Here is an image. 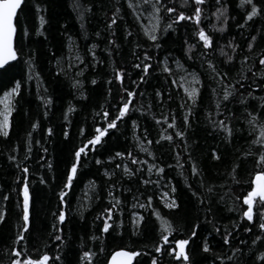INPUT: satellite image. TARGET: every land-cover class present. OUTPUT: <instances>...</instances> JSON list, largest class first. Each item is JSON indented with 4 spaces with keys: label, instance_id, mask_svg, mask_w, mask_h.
<instances>
[{
    "label": "trees",
    "instance_id": "trees-1",
    "mask_svg": "<svg viewBox=\"0 0 264 264\" xmlns=\"http://www.w3.org/2000/svg\"><path fill=\"white\" fill-rule=\"evenodd\" d=\"M139 1L142 2L131 0L134 5L139 4ZM128 2L129 0H27L28 19H25V13L19 14L20 24L27 28L29 34L27 37H22L18 29L17 36L18 39H22L25 52L33 54L34 67L31 79H29L28 66L23 61L17 63L13 72L0 75V98L10 90L15 80L22 81V98H16V110L13 113V126L9 138L0 137V208L6 206L8 212L6 223L0 224V264H9L8 250L22 224L19 219L21 207L18 206V201L22 202V192L16 183L22 173L8 159L10 155L15 156L22 165L26 163L30 168L29 182L33 196L30 208V232L44 241L39 244V252H47L53 257L60 254L64 264H77L78 256L88 249L98 253L96 258L98 264H107L110 256L122 248H134L137 251L147 252V256L137 257L140 264H150L153 258H158L160 264H170V261L171 264H178L167 254L154 253L159 222L149 209L141 208L139 205L133 207L136 203L134 194L139 197V203H146L147 196H152V207L161 211L163 219L180 222L176 236H179L181 232L185 238L188 235L185 224L182 222L184 217H187L188 222L200 224L202 239L197 240L196 243L202 244L203 240H207L213 249L212 253L203 254L207 256V264H245L253 251L257 253L264 251L261 245H252V240L258 233V227H253L246 220L241 222L239 212L229 210L234 206L233 196L247 189L253 170L252 163H245L240 175L241 185L232 183L230 179L232 163L238 157L243 158L244 150L249 147L251 140L248 135L250 126L246 120L247 112L238 99L247 98L249 105L255 106L257 110H259V103L264 102L262 99L264 98V82L258 79L262 75L258 58L264 52V20L257 18L254 26H249L252 23L249 22V25L241 28L240 24L244 23V9L239 6L240 0H223L228 9L226 31L224 33L213 31L212 25L217 27L222 25L217 23L213 15L216 8L209 0V4L205 6L201 27L212 35L215 51L203 49L197 44L195 50L189 54V45L196 44L193 26L177 27L167 33L161 32L160 47L157 48L144 35L140 21L135 19L141 13L140 7H137L134 13L133 9L128 8ZM175 3L178 10H188L181 9L182 0H175ZM37 8L40 11H37ZM85 8H91L92 11L86 12ZM81 15L84 17L83 20ZM41 16L45 19L43 28L40 27ZM113 16L117 18V24L113 25L112 29H107L106 25L111 22ZM168 22L170 21L166 20L162 23L161 29L166 27ZM82 24L83 27H81ZM37 30L42 31L43 35H37ZM112 31L116 33L114 37L111 35ZM128 32H132V35L128 36ZM252 36L256 37V42L253 45V51L249 53L247 45ZM110 39H114L119 47L109 45ZM229 42L240 45L236 49L232 64H227L226 58L220 55L221 48L232 54V49L226 47ZM109 51L112 52L111 56L108 54ZM145 51L152 56L149 63L153 65V68L149 69L147 83L140 84L137 88L134 82L139 81L142 73L139 69L132 67L134 63L140 62L133 56V52L142 60ZM93 52L100 61L99 64L93 61ZM202 52L208 53L206 58L201 56ZM245 56L248 57V64L242 63ZM205 59L212 61L218 70L228 71L231 83L241 81V85H238L240 88V93L237 94L238 99L231 103L226 102V107L222 104L223 116L218 115L216 111V104L222 99V90L220 85L211 78L212 73ZM81 60L84 63H81ZM173 66H179L192 76H197L203 85V87L197 85L200 88V98L196 105L192 106L188 126L183 124L188 108L181 107L187 97L184 89L178 84V72ZM114 67L126 70L125 85L137 92L134 107L136 109L142 107L145 114L141 115L140 110L132 113L133 119L139 126L135 134L132 121L129 120L127 124L121 125V132L112 136L108 151L100 149L99 152L91 153L90 157L84 161L83 167L79 170V178L74 181V187L66 197L68 206L63 210L67 218L63 225H59L63 229L62 235L65 241L61 245L59 241L53 242L49 239L50 236L55 235L52 225L57 223L52 213L58 212L62 207L58 192L66 179L64 173L70 166L73 150L81 144L80 130L91 127L93 114L99 111L100 106L111 104L112 110H115L119 100L117 89L120 85L107 84V80L114 76ZM165 67L171 74L164 71ZM249 67L256 72V77H252L248 71ZM81 72L82 75H78ZM92 80H96L97 84L92 85ZM173 80L177 83L173 84ZM77 81L83 85L79 90L73 87ZM109 87L113 90L111 98L107 96ZM213 88L217 89L215 95ZM140 92H144L145 95L140 96ZM157 92L160 93L159 96L156 95ZM249 92L252 94L251 97L248 96ZM81 93L87 99L81 98ZM41 98L43 100L51 98L53 103L46 109ZM188 105L191 106V101H188ZM69 106L74 107L76 111L70 113L65 120L64 115L68 112ZM247 111H252V107H248ZM173 116L177 129L185 134L184 140L176 137L174 130L167 129L166 124H156V120H163L165 117L171 121ZM220 119L228 120L234 128L231 143L227 142L224 133L214 131L211 121ZM36 122H39L40 127L33 132L31 126ZM49 128L53 130L51 137L47 134ZM29 132H32V158L25 161L29 146ZM64 132L68 133V139H65ZM145 134L147 139L152 141L151 145L143 138ZM168 134L173 135L172 141L163 139V136ZM157 140L160 142L156 143ZM35 141L40 143L37 144ZM141 144L149 149L152 156L139 150ZM44 148H47V153L43 151ZM116 151L125 152V155L127 152H132L135 157L146 160L147 164L139 166L131 165L127 159L124 163L132 168H144L145 171L138 174L140 181L147 179L150 175L152 180H159V186L151 184L145 192L142 183H138L136 178H122L119 169L116 170L117 176L114 180L109 181L103 176V172L105 168L111 171L114 163L119 161H114L113 164L96 165L95 160L108 161ZM213 151L221 155L220 161L211 158ZM178 153L183 168L177 163ZM49 162L53 165L52 169L47 167ZM153 163L163 167L164 174L157 175L155 169L153 173L148 174L147 167ZM192 163L197 165L201 176L192 175ZM41 176L45 178V184L39 183ZM201 180L205 188L200 187ZM91 181H95V185L91 184ZM117 181H119L117 188L122 190L113 189V191L123 201V213L114 217V220L116 224L122 221V227L117 228V231L112 232L111 235H105L101 232L102 222L96 217L110 206L108 204L109 185ZM188 185L192 187L189 188ZM209 185L216 186L212 194V199L216 202L211 204V212L208 211L209 194L206 192V187ZM171 186L177 188L179 209L170 210L161 201V194L170 192ZM129 187L132 189L131 192L128 191ZM197 189H199L197 195L193 196L192 192ZM233 189L235 192L232 191ZM5 195L9 196L8 201L3 200ZM220 196L224 197L223 201L219 199ZM198 199H205L206 203L202 205ZM236 207L238 208V205ZM134 215L143 216L144 223L147 224V227L144 223L140 225V236L132 235ZM245 225L253 227V232L245 231ZM216 227L221 229L219 233L215 231ZM227 231H231L234 238H229V245H222V236ZM117 233H122L123 236H117ZM93 235H104L103 254H99L100 241L91 240ZM169 239L171 242L173 237L170 236ZM189 247L192 245L190 244ZM165 248L167 249L168 245H165ZM236 248L242 251L237 252ZM32 251L34 254L37 253L36 248ZM233 253H235L233 259L228 260L227 257ZM220 257H223L222 261ZM134 264H136L135 261Z\"/></svg>",
    "mask_w": 264,
    "mask_h": 264
},
{
    "label": "snow or ice",
    "instance_id": "snow-or-ice-1",
    "mask_svg": "<svg viewBox=\"0 0 264 264\" xmlns=\"http://www.w3.org/2000/svg\"><path fill=\"white\" fill-rule=\"evenodd\" d=\"M145 12L149 13V18L153 19L155 22L152 23L149 27L143 28L144 35L148 40L152 42V44L159 48V40L161 38V32L167 33L169 30H175L177 27H185L187 28L189 25L193 26V32L196 38V44H190L188 47V53L193 52L199 44L203 49H211L215 51V45L212 35L209 32H206L202 24V18L205 14V6L209 4V0H182L181 9L178 10L176 7L175 0H142ZM212 6L216 8V11L213 12V15L216 17L217 23L222 26L217 27L216 25H212V30L220 33H224L226 31V26L228 23V9L225 6L223 0H211ZM240 8L244 9V23L240 24L241 28H244L245 25H249V22H252L249 26H254L257 22V18L260 20H264V0H240L239 3ZM139 7V4L134 5L131 0L128 2V8L133 9L135 13L136 8ZM27 0H0V75H5L13 72L17 63L23 61V63L28 66L29 79H31V74L33 70V54L31 52H25V47L22 39H18L17 33L18 29L20 30L22 37L28 36L27 28H24L20 24L19 14L25 13V19H28L27 14ZM37 11H40L37 8ZM86 12H91V8H85ZM119 11V9H117ZM143 16V13L137 15L135 17L136 20H140ZM83 15H81V19L83 20ZM166 20L170 21L166 23V27L161 29V24ZM45 24V19L43 16L40 17V27L43 28ZM117 24V18L113 16L111 18V22L106 25L107 29H112L113 25ZM83 27V24L81 25ZM37 35H43L42 31L37 30ZM111 35L114 37L116 35L115 31L111 32ZM132 32H128V36H131ZM256 42V37L252 36L250 38V42L247 45V51L251 53L253 51V45ZM187 44L188 41L186 40ZM109 45H115L117 48L119 45H116V41L114 39L109 40ZM95 47V45H93ZM139 47V45H137ZM226 47H230L232 49V54H229L224 50V48L220 49V55L226 58L227 64H232L234 60V54L236 53V49L240 47L239 44H233L229 42ZM109 56L112 55V52L109 51ZM207 52H202V57H207ZM27 56V59L25 57ZM133 56L140 60L139 63H134L132 65L133 68L139 69L140 79L139 81L134 82L136 87L139 88L140 84L147 83V77L150 75L149 69L153 68V65L149 63L152 60V56L149 52L145 51L143 53L142 60L139 56L133 52ZM79 59V57H77ZM191 55H189V59H191ZM92 59L95 64H99L100 61L97 59L95 53H92ZM84 63L83 60L80 61ZM205 63L208 65V69L211 70L212 79L218 85H220L222 90V99L216 104V111L218 115L223 116V112L221 111L222 104L226 107L227 103H231L238 99L237 94L240 93V88L238 85H241V81L237 80L236 83H231L230 81V73L228 71H220L217 66L210 60L205 59ZM243 64H248V57L245 56L242 61ZM255 63V61L253 62ZM258 65L260 66V71L262 75L258 77L259 80L264 82V52L261 53V56L258 58ZM165 72H169L170 70L165 67ZM248 71L251 73L252 77H256V72L249 67ZM59 74V73H58ZM113 78L107 80L108 85H113L114 83H118L120 85L119 89H117V95L119 96V100L115 105V110L113 111V106L111 104L102 105L99 108V111L93 114L92 125L89 129H81L79 132L80 137H82V141L80 146L75 148L72 153V160L69 162V167L66 169L64 175L66 179L62 182L63 186L61 190L58 192V198L60 202V210L58 212H53L52 215L56 218L57 223L52 225L54 236H50L49 239H52L53 242L59 241L61 245L64 244V237L62 235L63 229L59 227V225H63L66 221V212L63 208L68 206V202L66 197L70 194L74 187V181H77L79 178V170L83 167V163L87 160L91 153L99 152L100 149H104L105 151L109 150V143L116 133L121 132V125L127 124L129 120L132 121V129L134 130V134L139 130V126L136 123V120L133 119L132 113L134 111L140 110L141 115H144V111L141 109H136L134 107V100L137 97V92L130 90L125 85L126 79V70L114 67L113 68ZM78 75H82L78 73ZM15 80V77H13ZM92 85H96L97 81L92 80ZM173 84H176L177 81L173 80ZM188 87H185L183 81L180 82V87L184 89L187 99L184 104H181V107H187L188 112L183 119V124L185 126L189 125V116L192 115V106L196 105L198 99L200 98V88L191 87V85H200L203 87L201 80L197 76H192V79L188 81ZM74 88L78 90L83 87L79 83L73 85ZM22 81L15 80V83L10 88L9 91L5 92L3 98H0V105H3L2 109H0V137L5 139L9 138L10 130L12 129L13 122L12 117L13 113L16 110V98H22ZM47 91V90H45ZM213 94H217V89L213 88ZM140 96H144V92L139 93ZM157 96L160 95L159 92L156 93ZM243 94L241 93V96ZM251 92L248 93V96L251 97ZM107 96L111 98L113 96V90L109 87ZM81 98L87 99V97L83 96L81 93ZM44 107L47 109L49 105L53 103L52 99L49 98L47 100H43ZM264 99V98H262ZM188 101H191V106L188 105ZM227 102V103H226ZM238 102L241 105L245 106V110L247 112L246 120L247 124L250 126L248 130V135L251 137L249 147L244 150L243 158H236L231 166L230 170V179L234 185H241V171L243 170V165L245 163H252L253 170L250 174V179L248 181L247 189L235 194L233 196L234 206L229 210L232 212H239L241 222L247 221L248 224L253 225V227H258V233L255 235V238L252 240V245H261L264 247V102L259 103L258 108L255 106L249 105V101L247 98H239ZM151 109V105L148 106ZM248 107H252V111H247ZM76 109L72 106H69L68 112L65 113L64 119H68V115L70 113L75 112ZM45 117H47V112H45ZM211 120V117H209ZM214 126V131L218 130L225 134L226 140L228 143H231V138L234 135V128L226 119H220L218 121H211ZM156 124H166L167 129H173L174 135L181 140L185 139V134L183 131L177 129V125L175 122V117H171V121L169 118L165 117L163 120H156ZM32 131H36L40 125L39 122L32 124ZM167 129L165 131L167 132ZM147 133V130H145ZM47 134L49 137L53 135V130L49 128L47 130ZM65 139H68V133H63ZM29 137V146L27 149V153L25 155V161L30 160L31 152H32V132L28 133ZM149 145L152 144L151 140L147 139V134L143 137ZM118 139V137H117ZM164 140L172 141L173 135L168 134L163 136ZM160 141L157 140L156 143ZM35 143L39 144V141H35ZM137 143H139V138H137ZM139 150L141 152L147 153V155L152 156V153L148 148L144 147L143 144L140 145ZM18 151V149H17ZM43 151L47 153V148H44ZM126 151V150H125ZM211 158L220 161L222 159L221 155L216 151L211 153ZM8 159L15 164L16 169L22 176L16 180L18 186H20L22 192V202L18 201V206L21 207V214L19 219L22 221V224L17 230L15 237L12 240V245L8 250L9 253V264H64V259L60 254L55 255L54 257L49 255L47 252L40 253L39 252V244L43 243L41 237L33 236L30 232V208L32 206L33 196L30 191L31 185L29 182L30 176V168L25 164H21L16 160L15 156H9ZM130 161L131 165H145L148 162L146 160L139 159L133 155L132 152L116 151L114 156H112L108 161H102L100 159L95 160L96 165L101 164H113L114 161H119L114 163V167L111 171L105 168L103 172V176L107 177L109 181H113L117 176L116 170H121L122 178H136L138 183H142L144 186L145 192L147 191V187L151 184H156L159 186V180H152L151 176L147 179H143L140 181L138 174L143 173L145 171L144 168L137 167L132 168L128 164L124 163V160ZM155 159V157H153ZM189 159L191 160V155H189ZM177 163L181 168H183V164L179 161V153L177 154ZM49 169H52L53 165L49 162L47 164ZM169 167H172L169 165ZM156 170L157 175L164 174L165 169L163 167H158L155 163L150 164L147 167V173H153V170ZM191 173L193 176H201V171L198 169L195 163H192ZM40 184H45L46 180L43 176L39 178ZM91 184L95 185V181H91ZM117 183L119 181L114 182L109 185L108 196L110 197L108 204L109 207H106L103 212L100 213L96 219L102 222L101 232L105 235H111L112 232H116L117 228L122 227V221L119 224L115 223L114 217L118 214L122 215L123 213V201L119 199L113 189L120 191L122 189L117 188ZM168 187V185H165ZM191 188V185H188ZM201 188H205L203 180L200 183ZM216 186L209 185L206 187V192L209 194L207 199L208 211L211 212V204L216 201L212 199V194L215 192ZM128 191L131 192V187L128 188ZM196 191L192 192L193 196L197 195ZM235 192V189L232 190ZM177 188L175 186L170 187V192H166L163 194L165 200V207L168 209H179L180 204L177 203L179 197L176 195ZM143 195V193H141ZM219 199L221 201L224 200L223 196H220ZM4 201L9 200V196H3ZM134 200L136 203L133 204V207L139 205L141 208L149 209L151 214L155 216L156 221L159 222V231L158 235L155 237L154 244V253L155 254H167L172 257V259L178 264H207V256L203 254H210L213 252V249L210 247V242L207 240H203L202 244H197V240H201L200 230L202 226L195 222H188L187 217L183 218V223L185 224V230L188 235L185 238L183 232L180 233L179 236H176L175 233L178 231V224L180 222L173 221L169 219H163L161 211H158L156 208L152 207L153 205V197L147 196L146 203H139V197L134 194ZM200 204H205V199H198ZM238 205V208L236 207ZM246 206V207H245ZM178 215V213H177ZM8 216V212L6 211V206L4 208H0V224L6 223V217ZM145 218L140 216L138 220H133V232L132 235L140 236L141 229L140 225L144 223ZM115 225V226H114ZM144 226L147 227V224L144 223ZM235 228L236 225L234 224ZM253 227H248L245 225L244 230L251 233L253 232ZM111 230V231H110ZM215 231L219 233L221 231L220 228L216 227ZM117 236L122 237V233H117ZM173 237V240L170 242L169 237ZM230 237H233V233L231 231H227L222 236V245L230 244ZM35 240V243H33ZM93 242L100 241L101 247L99 248V254H103L104 252V235L96 236L93 235L91 237ZM241 243H246V241H241ZM192 247H189V245ZM165 245H168V248H165ZM174 245V246H173ZM47 246V245H46ZM36 248L37 253H33L32 249ZM202 249V250H201ZM59 251V250H58ZM237 252H241L240 248H236ZM147 252L137 251L134 248H122L120 251H116L112 254L111 260L109 264H140V261L137 260V257L147 256ZM97 252H93L91 249L84 250L82 254L78 256L77 264H98L97 261ZM235 256L233 253L231 256H228V260H232ZM216 259V257H213ZM221 261L223 257H220ZM150 264H160L158 258L151 259ZM171 264V261H170ZM245 264H264V251H253L249 259L245 262Z\"/></svg>",
    "mask_w": 264,
    "mask_h": 264
},
{
    "label": "rangeland",
    "instance_id": "rangeland-1",
    "mask_svg": "<svg viewBox=\"0 0 264 264\" xmlns=\"http://www.w3.org/2000/svg\"><path fill=\"white\" fill-rule=\"evenodd\" d=\"M139 7H140V12L143 13V16L141 17V19L139 21L142 24L143 28H147L152 23H154L155 21L153 19L149 18V13L144 11V8L146 6H144L142 2L140 3V1H139ZM174 69L178 72V74H177L178 82H179L178 84L180 85V82L183 81L184 84H185V87H188L189 86L188 85V81H190L192 79V75L187 73L185 70L180 69L179 66L174 67ZM191 87H197V85L196 86L195 85H191ZM1 98H3V96ZM2 107H3V105H0V109H2ZM163 194L164 193L161 194V201L165 205V200H164ZM138 218L139 217L137 215H134V220L138 219Z\"/></svg>",
    "mask_w": 264,
    "mask_h": 264
},
{
    "label": "water",
    "instance_id": "water-1",
    "mask_svg": "<svg viewBox=\"0 0 264 264\" xmlns=\"http://www.w3.org/2000/svg\"><path fill=\"white\" fill-rule=\"evenodd\" d=\"M111 257H112V255L110 256V258H109V260H108L107 264H109V262H110V260H111Z\"/></svg>",
    "mask_w": 264,
    "mask_h": 264
}]
</instances>
